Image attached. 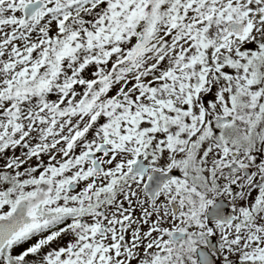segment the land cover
<instances>
[{"label":"snow or ice","instance_id":"1","mask_svg":"<svg viewBox=\"0 0 264 264\" xmlns=\"http://www.w3.org/2000/svg\"><path fill=\"white\" fill-rule=\"evenodd\" d=\"M0 264H264V0H0Z\"/></svg>","mask_w":264,"mask_h":264}]
</instances>
